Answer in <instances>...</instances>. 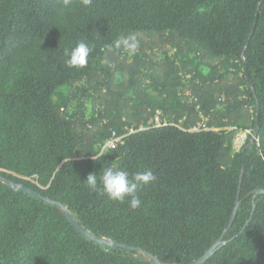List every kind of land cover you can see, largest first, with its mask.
<instances>
[{
	"label": "trees",
	"instance_id": "obj_1",
	"mask_svg": "<svg viewBox=\"0 0 264 264\" xmlns=\"http://www.w3.org/2000/svg\"><path fill=\"white\" fill-rule=\"evenodd\" d=\"M61 3L0 0V175L141 251L0 182V264H183L219 238L204 264H264V0ZM129 34L134 52L109 49ZM110 166L154 173L139 208L83 183Z\"/></svg>",
	"mask_w": 264,
	"mask_h": 264
},
{
	"label": "clouds",
	"instance_id": "obj_2",
	"mask_svg": "<svg viewBox=\"0 0 264 264\" xmlns=\"http://www.w3.org/2000/svg\"><path fill=\"white\" fill-rule=\"evenodd\" d=\"M84 5L91 4V0H83ZM73 5V0H62L57 14L63 16L65 10ZM112 47L123 48L124 50L134 52L138 47L136 37L129 34L127 37L117 39ZM93 51L92 47L85 40H81L74 47L65 51L66 64L70 67H82L87 64L88 57ZM103 155L92 156L94 161H99ZM156 176L151 170L138 172L130 176L129 172L115 167H104L99 176L95 173H89L83 183L92 192L107 196L109 200L125 203L135 210L141 206L139 197L140 190L148 184L154 182Z\"/></svg>",
	"mask_w": 264,
	"mask_h": 264
},
{
	"label": "water",
	"instance_id": "obj_3",
	"mask_svg": "<svg viewBox=\"0 0 264 264\" xmlns=\"http://www.w3.org/2000/svg\"><path fill=\"white\" fill-rule=\"evenodd\" d=\"M257 17H258V15L256 16V22H257ZM254 27H255V25H254ZM256 123L258 124V107H257V120H256ZM256 135H257V133L254 132L253 135H252V138H251L252 141H254L256 139ZM0 182L6 184L8 187L16 190L17 192L27 193V194H29V195H31L33 197L41 199V200H43V201H45L47 203H50V204L60 208L62 210V212H63V216L69 221V223L77 230V232L79 234H81L82 236L93 240L94 242H96L99 245H103V246H106V247H109V246L121 247V248H125V249H127L129 251H133V252L141 251V249L138 248V247L134 248V247H130V246H127V245H123V244H119V243H116V242H112V241L107 240L105 238L94 237L90 232L85 230L82 226H80L72 218V216L67 212L66 208L62 204L48 200L47 198L43 197L39 192H37V191H35V190L31 189V188L15 184L10 179L5 178V177H3L1 175H0ZM259 195H264V189H258V190L255 191V196H259ZM229 226H230V224L227 226V228ZM221 244H222V239L219 238L199 259H197V260H195L193 262H190V263H183V264H204L207 260H209L212 257V255L214 254V251L216 250V248H218ZM154 263L155 264H164V263H161V262H154Z\"/></svg>",
	"mask_w": 264,
	"mask_h": 264
},
{
	"label": "rangeland",
	"instance_id": "obj_4",
	"mask_svg": "<svg viewBox=\"0 0 264 264\" xmlns=\"http://www.w3.org/2000/svg\"><path fill=\"white\" fill-rule=\"evenodd\" d=\"M176 49H170L169 50V56H173L174 55V52H175ZM186 78H189V76H187ZM62 91H66L67 90V87L65 88H62L61 89ZM92 110H93V103L91 100L88 101V107H87V110H86V116H90L91 113H92ZM159 121H160V118H159ZM203 123L202 122H198L197 123V126H202ZM240 135L242 137H240L239 139L237 138V136ZM246 139V132L244 131H239L235 137V141H234V149L235 150H238L242 144L244 143V140Z\"/></svg>",
	"mask_w": 264,
	"mask_h": 264
},
{
	"label": "built area",
	"instance_id": "obj_5",
	"mask_svg": "<svg viewBox=\"0 0 264 264\" xmlns=\"http://www.w3.org/2000/svg\"><path fill=\"white\" fill-rule=\"evenodd\" d=\"M155 123L156 124H159L160 121H159V118H155ZM198 128L199 127H203L202 126H197ZM130 132H132L133 130L132 129H129ZM249 133V131H246V134ZM120 140V138H111V139H108L107 141L104 142V144L102 145L101 147V152L107 150V149H111V148H114L115 145L117 144V142Z\"/></svg>",
	"mask_w": 264,
	"mask_h": 264
},
{
	"label": "bare ground",
	"instance_id": "obj_6",
	"mask_svg": "<svg viewBox=\"0 0 264 264\" xmlns=\"http://www.w3.org/2000/svg\"><path fill=\"white\" fill-rule=\"evenodd\" d=\"M240 137H242V136H240V135L237 136L238 139H239Z\"/></svg>",
	"mask_w": 264,
	"mask_h": 264
}]
</instances>
